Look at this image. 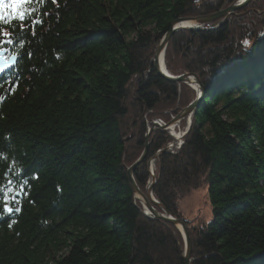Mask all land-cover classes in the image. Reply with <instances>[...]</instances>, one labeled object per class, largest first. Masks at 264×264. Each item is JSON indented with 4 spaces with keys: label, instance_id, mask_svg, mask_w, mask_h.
<instances>
[{
    "label": "trees",
    "instance_id": "trees-1",
    "mask_svg": "<svg viewBox=\"0 0 264 264\" xmlns=\"http://www.w3.org/2000/svg\"><path fill=\"white\" fill-rule=\"evenodd\" d=\"M231 1L44 0L0 21V50L18 56L0 77V184L23 185L11 214L0 199V264H183L180 231L143 213L127 167L152 119L194 98L152 65L163 34ZM245 9L170 37L166 69L206 91L180 149L156 154L171 137L155 129L133 172L146 192L155 156L152 194L184 219L191 264H264V0ZM203 186L210 218L187 219L181 201Z\"/></svg>",
    "mask_w": 264,
    "mask_h": 264
},
{
    "label": "water",
    "instance_id": "water-1",
    "mask_svg": "<svg viewBox=\"0 0 264 264\" xmlns=\"http://www.w3.org/2000/svg\"><path fill=\"white\" fill-rule=\"evenodd\" d=\"M251 0H235L234 2L230 3L229 5L215 11L209 14L204 15H198V16H188V17H179L175 20H173L170 23L169 30L166 31L162 38L160 39L159 43L155 47L153 58H152V65L155 69V71L168 81L176 82V83H186L187 85L191 86L196 91L195 98L190 101V103L181 109L173 116L171 117L165 124L159 125L157 123H152V125L147 129L145 133V146L139 155V157L130 165L127 167V173L130 180V184L133 190V193L137 199L141 201V199L144 200L142 203L144 208V213L147 214L152 219H159L163 220L165 222H168L175 226L178 230H181V234L183 237L184 247H183V264H191V251H192V243L189 236L188 229L185 225V221L182 218H179L175 216L173 213H171L169 210H167L165 207H163L153 196L152 194V185H149L146 192H143L139 186L137 185L133 172L136 166L141 163L147 156L148 152V146H149V134L150 132L155 129L159 128L161 130H165L170 124H176L178 121L188 118L190 120V117L192 115V112L194 108L198 105L200 100L203 98L206 87L201 82L199 76L194 72H183L178 75H173L169 72H167L165 63H164V52L165 48L169 42L170 37L176 32L181 29H202L205 25L209 23H213L214 21H218L215 25H212L208 28H214L218 25L224 23L227 18L233 14L236 10L246 6L250 3ZM190 24H187V23ZM0 52L3 53V59L0 60V63H6L11 65L12 60L11 58L14 56H10L6 59L5 57V51L0 50ZM16 57V61L18 59V56ZM12 67V66H11ZM10 68V67H9ZM8 68V69H9ZM7 69V70H8ZM6 70V71H7ZM2 74H0L1 76ZM167 148L164 147L160 152L166 151ZM154 158V157H153ZM153 176V175H152ZM154 177V176H153ZM154 179V178H153ZM158 205V209H156L154 206Z\"/></svg>",
    "mask_w": 264,
    "mask_h": 264
},
{
    "label": "snow or ice",
    "instance_id": "snow-or-ice-1",
    "mask_svg": "<svg viewBox=\"0 0 264 264\" xmlns=\"http://www.w3.org/2000/svg\"><path fill=\"white\" fill-rule=\"evenodd\" d=\"M44 3V0H0V21L4 24H8L10 21L19 20L24 21L26 17L31 16L36 9L29 7L33 3ZM54 3L55 0H50ZM35 24L42 23V20L36 19L32 21ZM21 30L22 26H21ZM34 34V33H33ZM5 36H8V33H4ZM8 44L14 43L13 38L9 37L6 41ZM249 42L244 41V44L247 45ZM3 59V53L0 52V60ZM12 64L0 63V74H3L9 67L14 66L16 62L15 55L11 58ZM2 99V97H0ZM14 183L12 179H8L7 184H0V199L3 201L2 213L11 214L13 208L9 206L10 201L13 203H18L16 197L23 191V185H19V190H14L11 185ZM15 212H19L20 208L16 207ZM11 226V225H10Z\"/></svg>",
    "mask_w": 264,
    "mask_h": 264
},
{
    "label": "rangeland",
    "instance_id": "rangeland-1",
    "mask_svg": "<svg viewBox=\"0 0 264 264\" xmlns=\"http://www.w3.org/2000/svg\"><path fill=\"white\" fill-rule=\"evenodd\" d=\"M235 0L229 2L228 4H225L223 7L229 5L230 3L234 2ZM249 4H247L246 6L236 10L232 15H237L240 14V12H242V9H245L246 7H248ZM221 7V8H223ZM220 8V9H221ZM219 10V9H218ZM217 11V10H216ZM246 11V9L244 10ZM215 12V11H214ZM229 16V17H230ZM228 17V18H229ZM227 18V19H228ZM227 21V20H226ZM216 24V23H215ZM214 24V25H215ZM166 49V48H165ZM191 87V86H190ZM192 88V87H191ZM193 89V88H192ZM194 91V98L196 96V91L193 89ZM193 98V99H194ZM192 99V100H193ZM181 109V108H180ZM157 118V117H156ZM166 121V120H165ZM191 122V121H190ZM154 123V122H153ZM188 118H184L182 119L176 126H175V131H181L183 134L186 133V131L188 130ZM149 127L151 126V124H148ZM190 126V124H189ZM170 134V132L168 133V135ZM184 136V135H183ZM183 138V137H182ZM154 158H151L148 160V168H149V172L150 174L152 173V175H154V164H153V160ZM151 175V176H152ZM182 203V209H183V214H185L187 219H193L196 215V213H201L203 215V219H209L210 218V210H211V205L210 202L208 200L207 197V188L206 186L203 187H199L196 189H193L191 192H189V194H187L183 200L181 201ZM181 234V232H180ZM182 236V234H181ZM183 239V237H182ZM183 247H184V242H183Z\"/></svg>",
    "mask_w": 264,
    "mask_h": 264
},
{
    "label": "bare ground",
    "instance_id": "bare-ground-1",
    "mask_svg": "<svg viewBox=\"0 0 264 264\" xmlns=\"http://www.w3.org/2000/svg\"><path fill=\"white\" fill-rule=\"evenodd\" d=\"M187 24H190L189 22L187 23ZM13 67V66H12ZM12 67H10L9 69H11ZM8 69V70H9ZM167 72H168V70H166ZM3 75V74H2ZM1 75V76H2ZM0 76V77H1ZM189 122H190V120H188ZM167 122V121H166ZM151 125H152V123H151ZM149 128V125H148V127H147V129ZM188 128H189V124H188ZM155 129H159V128H155ZM155 129H153L151 132H150V134H149V138H150V135H151V133L155 130ZM167 129H171V131H172V134L170 133L169 135H170V137H171V139L170 140H168L167 141V143H166V145H165V147L167 148V150L168 151H170V152H172L168 147H167V144H168V142H170V141H172L173 139H175V138H173V136H177L178 134H180V133H182L181 131H175V124H170L168 127H167ZM164 131H166L167 133H169V131L168 130H164ZM183 135H185V134H183ZM182 137H184V136H182ZM182 141H183V138H182ZM182 144H183V142H182ZM181 144V145H182ZM181 147V146H180ZM180 147H179V149H180ZM178 149V150H179ZM162 149H160V150H158L157 152H156V154H158V153H160V151H161ZM166 150V151H167ZM178 150H176L175 152H177ZM175 152H172V153H175ZM154 157V159H152L153 160V164H155V156H153ZM153 157H151V158H153ZM150 158V159H151ZM151 175H152V173H151ZM154 176V175H153ZM153 176H151L150 177V180H149V185H152L153 184V182H154V180L155 179H153L154 177ZM149 185L147 186V188H146V190L148 189V187H149ZM152 191V190H151ZM136 198V197H135ZM155 198V197H154ZM137 199V198H136ZM156 199V198H155ZM139 200V199H138ZM157 200V199H156ZM158 201V200H157ZM139 202L141 203V205H142V203L144 202V200L143 199H141V201L139 200ZM159 202V201H158ZM142 207H143V205H142ZM156 209H158V205H155L154 206ZM143 213H144V208H143ZM145 214V213H144ZM146 216H148L147 214H145ZM149 217V216H148ZM179 231H181V230H179Z\"/></svg>",
    "mask_w": 264,
    "mask_h": 264
},
{
    "label": "built area",
    "instance_id": "built-area-1",
    "mask_svg": "<svg viewBox=\"0 0 264 264\" xmlns=\"http://www.w3.org/2000/svg\"><path fill=\"white\" fill-rule=\"evenodd\" d=\"M153 122H155V123H157V124H159V125H163V124L166 123V121H165L164 119L160 118V117H157V118L152 119V122H151V123H153ZM166 130H168V131L172 134L171 129H167V128H166ZM183 133H184V132H183ZM183 133H180V134H178L177 136H173V138H175V139H173L172 141L168 142L167 147H168L172 152H175V151L178 150L179 147L181 146V144H182V142H183V141H182Z\"/></svg>",
    "mask_w": 264,
    "mask_h": 264
}]
</instances>
